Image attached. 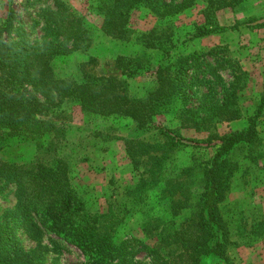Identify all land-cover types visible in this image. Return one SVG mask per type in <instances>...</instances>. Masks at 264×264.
Instances as JSON below:
<instances>
[{"label":"rangeland","instance_id":"374dc122","mask_svg":"<svg viewBox=\"0 0 264 264\" xmlns=\"http://www.w3.org/2000/svg\"><path fill=\"white\" fill-rule=\"evenodd\" d=\"M62 1L86 21L91 43L55 58L52 66L56 77L78 83L88 78L122 79L128 83L126 90L130 95L142 98L157 87L155 72L159 65L173 71L179 58L201 53L198 80L204 79L208 84L191 80L195 82L192 87L197 96L189 89V98L183 101L182 110L193 109L199 120L205 119L207 111L201 106L209 90L214 100L208 104L214 107L222 101L224 91L231 95L234 89L236 91L229 100V109L234 114L220 121L211 120L210 126L201 122L195 129L184 128L178 107L157 115L155 127L140 129L130 118L91 115L83 112L77 102L67 101L45 117L61 129L51 134L50 139L44 138L38 143L26 140L19 145L15 144L16 139H10L0 144V161L3 162L29 164L64 158L73 170V183L89 211L106 213L109 202H113L124 217L118 243L137 239L153 246L158 238L154 237V232H144L142 225L149 221L159 223L162 228L170 225L174 230L190 217L188 209L173 218L169 196L174 198L180 194L185 198L181 194L185 190L197 204L202 193V169L216 154L220 145L218 139L246 128L249 118L254 116L264 83V0H213L210 3L188 0L186 10L167 20H159L142 8L134 11L130 18V28L136 32L132 40L112 39L104 34L105 16L112 0ZM163 1L176 5L183 0ZM51 10H55L54 0H0V21H12V28L3 34L4 40L12 46L22 39L31 46L57 45L60 39L49 29ZM198 28L214 31L197 36ZM150 31L153 37L149 39L156 48L147 47L142 39L136 41L140 34ZM213 49L222 53H209ZM229 58L243 73L240 86L234 88L230 87L233 77ZM160 129H168L182 139L174 151L161 148L165 136ZM126 141L148 146L150 155L144 156L141 172L134 168ZM230 157L240 167L221 208L229 224L227 258L232 264H264V115L259 120V138L251 147V153L248 147H241ZM152 165L153 182L142 190L133 191L144 170ZM18 202L16 185L0 178V226H5L7 232L1 228L0 231L7 238H13L26 252H35L41 264L86 263L78 249L45 229L25 222ZM136 251L131 256L132 264H150L151 257L146 252L141 248ZM219 263L223 261L213 256L203 258V264Z\"/></svg>","mask_w":264,"mask_h":264},{"label":"trees","instance_id":"16d2710c","mask_svg":"<svg viewBox=\"0 0 264 264\" xmlns=\"http://www.w3.org/2000/svg\"><path fill=\"white\" fill-rule=\"evenodd\" d=\"M207 1L210 3L213 0ZM54 4L55 10L50 11L49 29L60 39L54 46H31L25 39L12 46L3 36L5 31L12 28V21H0L1 145L10 139H16L17 145L26 140L38 143L44 138L50 139L51 134H57L61 129L45 117L67 101L77 102L83 112L91 115L130 118L140 129L155 127L157 115L178 107L183 126L189 129L197 128L201 122L210 126L211 120L220 121L234 114L229 109V100L233 94L235 96V89L232 95L224 91L222 101L214 107L208 104L214 100L210 98L212 91L209 87L201 106L207 111L205 119L199 120L197 111L193 109L186 112L182 110L183 101L189 98V89L197 96L193 84H208L204 79L198 80L201 74V53L179 58L173 71L168 70L166 65H159L155 72L157 87L142 98L130 95L126 90L128 83L122 79L88 78L78 83L56 77L53 60L89 46L91 32L86 21L65 2L54 0ZM188 7V0L176 5L166 4L163 0H112L105 16L103 32L112 39L132 40V34L136 33L130 28V18L134 11L144 8L157 19L167 20ZM213 31L198 28L196 35L211 34ZM150 37H153V31L140 34L136 41L142 39L147 47H153L156 44L151 42ZM211 52L216 55L222 53L214 49ZM227 60L233 77L230 87L240 86L243 73L230 58ZM263 115L264 83L254 116L249 118L247 127L218 139L220 145L216 154L202 169V193L197 204L192 202V197L185 190L181 193L185 198L180 194L174 198L169 196L173 218L181 216L188 209L191 210L190 217L179 223L174 230L170 225L162 228L159 223L155 225L149 221L142 225L144 232H154V237L158 238L153 246L144 245L137 239L118 243L119 233L124 228V217L113 202H109L106 213L89 211L73 183V170L64 158L29 164L0 161V178L16 185L19 194L18 210L24 221L36 228L39 226L45 229L63 243L78 249L86 258L85 264H132L137 248L151 257L150 264H203V258L207 256L223 261L219 264H232L227 258L229 224L221 209L231 189V180L240 167L230 156L241 147H248L251 153V147L259 138V120ZM160 130L165 136L161 148L174 151L182 139L168 129ZM125 144L135 170L141 172L144 156L150 155L148 146L129 141ZM154 172L153 165L147 167L132 190H142L152 183ZM129 193H132L131 189ZM0 228L7 232L5 226L1 225ZM156 230L159 231L155 234ZM39 259L35 252H26L17 241L7 238L0 231V264H41Z\"/></svg>","mask_w":264,"mask_h":264}]
</instances>
